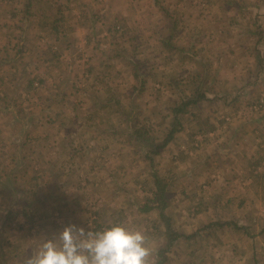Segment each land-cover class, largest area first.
Listing matches in <instances>:
<instances>
[{
	"label": "rangeland",
	"instance_id": "374dc122",
	"mask_svg": "<svg viewBox=\"0 0 264 264\" xmlns=\"http://www.w3.org/2000/svg\"><path fill=\"white\" fill-rule=\"evenodd\" d=\"M94 22L123 38L111 46L115 56L102 59L120 75L100 89L96 73L84 69L78 79L71 67L61 98L45 90L28 101L21 98L28 84H11V71L30 62L20 56L0 67V264H24L68 224L135 227L147 237L150 264H264V0H0V50L31 49V39L20 41L29 35L80 47L71 39L77 26L91 32ZM187 99L196 103L181 115L183 130L153 156L168 184L163 215L190 236L164 249L159 211H141L155 190L145 154ZM244 119L257 124L249 146L241 134L221 150L204 141L222 125L239 133ZM194 127L202 138L189 137ZM21 133H30L32 154H15L12 139Z\"/></svg>",
	"mask_w": 264,
	"mask_h": 264
},
{
	"label": "crops",
	"instance_id": "0c3cea01",
	"mask_svg": "<svg viewBox=\"0 0 264 264\" xmlns=\"http://www.w3.org/2000/svg\"><path fill=\"white\" fill-rule=\"evenodd\" d=\"M88 27L89 26L87 24L86 25L85 24H83V25L79 24L77 26V31H78V29L80 30L79 37L77 38V37L73 36L71 38L72 41H75V44H76V42H79V43L82 42L84 44L83 46H80V47H77L76 45L74 47L69 45V42H65V40H66L65 37L60 38V39H53V36H51V38L49 40L51 42V44L49 45V44H47L48 39L46 40V43H45L42 41L41 38H39V37L34 38L33 36L29 35L27 37L21 36L20 41L23 44H27L31 39V43L32 42L34 43V46L32 45L31 49L25 47V49L22 50V52L14 53L13 55H10V56H6L5 53L2 54V51L0 50L1 51L0 67H2L5 64H9L11 62L18 61L19 60L18 58L20 56L23 57L24 60H28L30 62V64H28V65H25L22 62L20 65H19V63H16L15 66H12V68H15V70L11 71V73H12L11 76L12 75L14 76V78L11 79V84H14V83H16V84L25 83L26 85L28 84V88H25L24 91L21 93V95H22L21 98L28 99L31 96L30 92H34V91L44 92L45 90H47L49 92H54L57 94L56 97L61 98V92H60L61 89H60L59 85L63 82L64 76L65 75L68 76V74L70 73V70H72V68L77 71L75 75L78 77V79H81L80 74L84 72V69H88L87 71H90L91 73H96L98 75V80L96 81V85H95L94 89H100L101 85H103L105 82L109 83L111 80H113L114 75H120L118 73L113 74L114 73L113 72V69H114L113 65L114 64L112 62H104L103 63L102 59L108 60V59L114 57L115 53L113 54L110 51L111 46L117 45V43H118L117 46H119V42L122 41L123 38L117 39L118 38L117 36L114 37V34L112 33L113 32L112 29H110V28L106 29L105 28L106 24L102 25L99 22H94V24H93L94 30L91 32H90V30H88ZM100 27H102V28H100ZM46 31H48V30H46ZM76 35H78V33ZM45 37H44V39H46ZM113 39H115V40H113ZM110 42H111V45H110ZM79 43H77V45H80ZM42 44H46V45H42ZM52 44L56 45V50H53L51 48ZM62 44H64L63 47H62ZM88 46L90 47V55L86 51ZM93 46L96 47L95 55L93 54L94 50H92ZM97 47H99L100 51H104V53H102V52L99 53L100 51L97 50ZM94 59H98L99 62L96 64V61H94ZM21 67H23L24 70H22ZM27 69H28L27 75L22 76ZM111 72H112V74H111ZM4 78L1 79L0 85L4 84V80H6ZM27 79H29V83H28ZM78 86L79 85H76V90L78 91V93H82L83 89L78 88ZM44 87H45V89H44ZM25 93L27 94V96H25ZM28 95H30V96H28ZM18 98L20 99V97H18ZM78 98H79V96H78ZM28 101H30V99H28ZM22 119H25V118L22 117V118L17 119L16 116H12V120L16 124H20V122H21L20 120H22ZM229 120H230L229 117H225L226 122ZM247 121H249V119L242 120V123H247V124L245 127L239 129L240 130L239 133L235 132V130L232 131L229 129H225L226 126H223V125H222V127L220 126V128H218L216 130H213V129L209 130L206 133V135L203 136V137H208L207 139H209V140H206V138H205L204 141L210 142L211 140H214V142L217 143V145H214V147L220 149V147L222 146V149H223V146L225 145L223 141L230 140L232 138H235L237 134H238V136H240L239 134H241L240 137H242V138H239V137H236V138L241 139L242 142L245 141L246 144L249 146L248 143H250V139H254V137H250L251 132L254 131L255 126H257V124H255V123L250 124ZM252 121L254 122V120H252ZM221 123H223V122H221ZM227 123H229V122H227ZM217 126H215V127H217ZM199 128L200 127H194L195 132H193V134L189 135V137L191 139L202 138V136H198V134L196 132V131H198ZM254 133H256V132L254 131ZM29 134L30 133H28V134L21 133L20 135L18 134V136H16V140L12 139L13 144L17 146V150H16L15 154L19 155V154L24 153V152H26L28 154L33 153L34 148L31 147V145H30V144H33V141H32V138L29 136ZM59 135L61 136V141H62L63 140L62 133L60 132ZM25 140H28V144H29L28 146L27 145L24 146ZM61 146L63 147V145H61ZM259 148H260V146L256 145V149H259ZM244 149H245V145H244ZM29 162H31V161L29 160ZM29 162L19 161L17 163V165L20 166L19 168H21V166H23ZM195 169L196 168H194V170ZM5 181H6V184H8L10 182L9 179L8 180L5 179ZM0 183H4V182L2 181ZM247 245H249V244H245V246H243V248H249ZM251 248L253 250V245ZM238 259H240V257H238ZM239 261H241V260H238V263H241ZM222 263H224V261ZM226 264H229V263L226 262Z\"/></svg>",
	"mask_w": 264,
	"mask_h": 264
},
{
	"label": "clouds",
	"instance_id": "9594fccd",
	"mask_svg": "<svg viewBox=\"0 0 264 264\" xmlns=\"http://www.w3.org/2000/svg\"><path fill=\"white\" fill-rule=\"evenodd\" d=\"M146 239L135 227L113 225L90 231L68 224L46 236L24 264H150Z\"/></svg>",
	"mask_w": 264,
	"mask_h": 264
},
{
	"label": "trees",
	"instance_id": "16d2710c",
	"mask_svg": "<svg viewBox=\"0 0 264 264\" xmlns=\"http://www.w3.org/2000/svg\"><path fill=\"white\" fill-rule=\"evenodd\" d=\"M196 103L193 100L187 99L183 100L179 104L175 105L171 109V116H172V122L170 123L169 130L163 139L162 142L155 145V147L148 151L145 154V160L148 162L150 167L151 176L153 177L155 190L152 194L153 198L150 200L149 203H147L143 208L142 212H148L154 209H157L159 211V216L161 217V220L164 222L167 231L166 237H167V247L164 249H168L171 246L175 244V242L179 241L180 239H188L190 236L179 234L173 230H171L167 219L164 217L163 213L165 212L167 208V182L164 181V179L157 173L154 167L153 162V156H157L161 151L173 141L176 134L180 133L183 130L182 123H181V115L186 112V109L191 104ZM14 215L22 214V211L15 210ZM165 259L159 258L157 259L156 263L154 264H164Z\"/></svg>",
	"mask_w": 264,
	"mask_h": 264
},
{
	"label": "built area",
	"instance_id": "2783aa9c",
	"mask_svg": "<svg viewBox=\"0 0 264 264\" xmlns=\"http://www.w3.org/2000/svg\"><path fill=\"white\" fill-rule=\"evenodd\" d=\"M263 103H264V101L263 100H260V104L258 105V107L260 108Z\"/></svg>",
	"mask_w": 264,
	"mask_h": 264
}]
</instances>
